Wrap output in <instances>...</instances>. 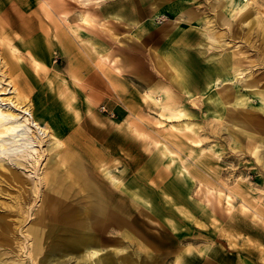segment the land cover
<instances>
[{
    "label": "bare ground",
    "instance_id": "bare-ground-1",
    "mask_svg": "<svg viewBox=\"0 0 264 264\" xmlns=\"http://www.w3.org/2000/svg\"><path fill=\"white\" fill-rule=\"evenodd\" d=\"M40 1L47 18L55 22L59 41L69 37L62 30V22L81 41L91 42V53L98 59L94 62H109V67L125 74L130 61L132 72L138 74L139 67L124 49L118 57L104 45L106 37L123 42L108 17L116 23L126 21L131 28L140 24V12L134 7H103L101 0ZM155 1L151 14L160 18L169 13L174 22L160 26L153 35V41L164 39L168 47L165 53H153L159 69L167 71L164 74L169 83L163 85L162 76L146 80L144 99L159 113L152 117L159 124L164 123L163 117H188L183 125L171 124L169 128L190 129L194 135H184L201 143L200 132L190 119L191 112L198 109L205 119L211 118L208 123L217 121L218 132L227 131L229 138L224 141L233 155L213 149L209 154L191 156L184 140L164 137V142L156 144L158 149L148 163L156 172L137 173L134 165L139 160L129 158L134 149L131 132L114 134L97 144L86 134L84 141L69 137L44 101L33 106L17 86L18 81L9 75L12 70H19L30 79L39 80L35 71L39 74L41 64L31 49V62L27 65L6 30L3 38L13 59L11 68L5 59L7 50L0 48V264H264L259 260H264V248L259 247L264 237L263 200L250 195L251 183L245 177L236 178L231 185L215 176L214 166L219 159H236L249 153L257 168L264 171V24L253 10L254 4L262 0H210L218 24L208 22L204 38L191 31V21L200 23L203 19L199 12L177 0ZM261 12L264 14V9ZM235 21L239 22V29ZM244 24H249L247 30ZM12 27L10 23L7 28ZM47 28L49 35L50 27ZM85 30L97 41L83 38ZM226 40L231 45L223 44ZM194 48L199 56L191 54ZM20 82H25L23 77ZM24 89L29 90V85ZM47 116L55 127L41 124L40 119ZM120 149L128 156L123 163L128 166L125 176L117 158ZM198 183V200L191 202L189 191ZM217 184L228 185V192ZM178 200L196 211L205 208L216 219L220 205H225V222L218 225L222 233L205 242L223 241L224 236L231 246H244L240 251L243 258L238 257L239 248L232 252L228 248H182L183 243L194 238L183 229L180 212L204 228L206 224L177 205ZM165 215L177 216L180 222L165 221ZM249 229L254 230V238L247 236L242 240L240 235ZM250 240L260 248V254L248 248ZM167 245L170 248H164ZM248 257L259 261L250 262Z\"/></svg>",
    "mask_w": 264,
    "mask_h": 264
},
{
    "label": "rangeland",
    "instance_id": "rangeland-1",
    "mask_svg": "<svg viewBox=\"0 0 264 264\" xmlns=\"http://www.w3.org/2000/svg\"><path fill=\"white\" fill-rule=\"evenodd\" d=\"M177 1L187 8L194 9L203 16V19L199 21L200 23L191 21V31L196 37L204 38L206 36L203 31H206L205 26L208 22L212 25L218 24V17L215 11L210 7V0ZM101 2L103 7L118 5L119 10H126L131 5L136 12H140L139 16H137V20L140 21V24H134L132 28L126 21L116 23L113 22L112 17H108L109 22H112V24L115 23L113 26L117 30V36H119L123 42H119L112 37H106V44L104 43V45H108L110 51L114 52L118 57L122 56L120 51L124 49L125 54L132 57L135 65L139 67L138 74L132 72L133 64L130 61L127 63L128 71L125 72V74L116 71L112 65L109 67V62L105 64L102 61L101 65L94 62L95 60L98 61V59L91 53V42L85 40L81 41V37H78L77 34L71 30L64 28L65 25L62 24V22H60L61 25L64 26L62 30L65 31L66 36L68 35L69 37L64 39V41L67 40L66 42L59 41L55 36L57 32L55 22L53 23L50 18H47V14L41 6L40 0H0V48L6 49L8 55L10 52V55L8 56L6 54L7 57L5 58L8 61L7 65H10L12 68L11 60L13 57L11 56L12 51L6 39L3 38V36H6L4 33L6 30L10 31L7 32L9 34L8 36L12 35L11 39L20 48L22 57L27 61V65L31 62V55L29 54L31 49L34 50V54L41 64L39 74L35 71L39 80L34 81L19 70H12L9 73L11 78L18 81L16 84L25 93V97L31 99L33 106L42 105L40 100L42 102L44 101L43 104H45L47 110H51L55 113L54 116L57 117L58 126L63 128L64 133L69 137L74 136L84 141L88 135L89 138L97 144L99 142H106L114 134L122 136L123 132H131L134 149L133 155L130 154L131 156L129 158L132 160H139L136 161L138 165H134L137 173L147 172L149 170H151L152 173L156 172V169L151 167L150 164L148 165V163L150 162L151 155L158 149L156 144L164 142V137L172 138L175 141L184 140L185 150L191 154V156H195L199 153L209 154L213 149H220L223 153H230L233 155L229 144H226L224 141L229 138L227 131L224 129L218 132L219 124L214 119L211 120V123H208L211 118L208 117V119H205V114L201 113L198 109L191 112L193 115L190 116V119L194 124L193 127L199 130L200 138L203 140L201 143H194L191 138L184 135L186 132L194 135V131L190 129L181 131L176 128L174 130L169 128L171 124L183 125L188 117H182L180 119L163 117L164 123L159 124L156 118L154 119L152 117V115L159 116L156 107L144 99L146 80L154 76H162L163 85L169 83L168 78H166L164 74L167 71L159 69L156 63V56L153 53V50L165 53L168 47L164 39H158L157 42L153 41V35H155L154 31L160 26L174 22L171 20V15L167 13V15H163L160 18L154 17L150 12L156 4L154 0H101ZM262 9H264V0L255 3L253 6L255 16L259 19L261 18L260 22L264 24V14L261 12ZM10 23L13 24L11 30L7 28ZM234 25L237 29L240 28L238 21H235ZM46 26L50 27L49 35ZM244 27L245 30H247L249 24H244ZM231 33L232 31L230 34ZM83 34V38H91V41H97V38L90 37L91 34L89 30L83 31ZM102 34L104 35V32L101 30V35ZM100 40L104 41L103 37H100ZM229 40H231V38H229ZM232 40V42H234V39ZM100 43H102L103 46V42ZM223 44L226 46L231 45L227 43V40L226 42L223 41ZM252 53L256 55V52ZM191 54L199 56L197 48L191 49ZM119 63H121V60ZM22 77L25 81L23 84L20 82V78ZM7 80L8 79H6V81ZM27 85H29V90L24 89ZM47 94H52V96L47 98ZM191 99L192 98L188 99V101L190 102ZM195 107L198 108L197 105H195ZM140 116L142 119L139 118ZM46 118L47 119H40L41 124L48 123L54 126L48 119V116ZM79 134H81L82 137ZM178 134L180 136H178ZM156 141H159V143ZM98 146L103 148L101 144ZM203 147H205V149L202 151ZM126 153L124 150L120 149L117 155L120 172L123 176L126 175L128 168V166L123 164L124 158L128 157ZM218 153H220V151ZM235 154L238 155V153ZM253 157L254 156L247 153L240 154V157H236V159L230 158L225 161L219 159L218 163L214 165L216 168L215 176L223 179L225 182H229L231 185L234 184L236 178L241 176L245 177L251 183L250 195L260 196L264 202V171H261V168L260 170L257 168ZM150 183L153 184L156 182L151 181ZM217 187L223 188V192H228V185L222 186L217 184ZM199 188L200 184L198 183L189 191L191 202L198 200ZM162 196L158 197L161 202H163ZM163 203H165V201ZM177 205L186 209L196 219L206 224L204 228L193 221H189V218L183 216L180 212L181 215L179 214V216L180 218L182 216V220H184L183 229L191 233V237L194 238V240L183 243L181 245L182 248L210 247L222 248L225 251L228 248L229 252H232L231 250L234 248H239L237 249L239 250L238 257L239 259L243 258L244 255L240 251L244 246H231L224 236L222 237L224 239L223 241L205 242L207 238L222 233L218 225L225 222V219H222L225 218L227 214L225 205H220L221 211L220 215H217V219L210 216L205 208L196 211L191 205L181 202L180 200H178ZM261 207L264 208V203L261 204ZM163 219L165 221L173 219L177 223L180 222L177 216L165 215ZM215 220L218 222L215 223ZM259 220L262 222V219L259 218ZM251 225L253 226L252 222ZM249 227L251 228V226ZM200 228L202 230H200ZM154 229L157 230L156 228ZM206 229L210 231L209 234L206 232ZM251 231L254 230H244L242 235H240L241 239L245 240L247 236L254 238V233ZM248 242V248H252V252L255 254H260V248L256 247L254 241L250 240ZM168 245L164 248H170ZM259 247L264 248V237ZM248 260L250 262L256 261L255 263H258L257 261L259 260L264 262L263 259L255 260V258L251 259L250 257H248ZM29 262L30 261H27V264H30Z\"/></svg>",
    "mask_w": 264,
    "mask_h": 264
}]
</instances>
